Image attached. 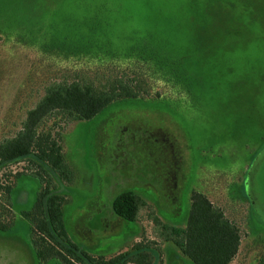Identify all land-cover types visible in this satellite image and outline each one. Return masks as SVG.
<instances>
[{"label":"rangeland","instance_id":"rangeland-1","mask_svg":"<svg viewBox=\"0 0 264 264\" xmlns=\"http://www.w3.org/2000/svg\"><path fill=\"white\" fill-rule=\"evenodd\" d=\"M138 56L148 61L139 64ZM99 63L108 67L102 79L76 70ZM124 73L138 76L140 97L61 133L70 177L54 176V193L69 238L105 257L155 241V264H193L161 242L160 231L185 227L196 192L239 229L231 264H257L264 255V0H0V140L20 129L48 84L78 74L102 88ZM40 189L35 176L15 179L0 264H58L37 262L28 246L21 213ZM123 191L144 203L136 222L112 211Z\"/></svg>","mask_w":264,"mask_h":264},{"label":"trees","instance_id":"trees-1","mask_svg":"<svg viewBox=\"0 0 264 264\" xmlns=\"http://www.w3.org/2000/svg\"><path fill=\"white\" fill-rule=\"evenodd\" d=\"M138 57L139 64L148 61ZM99 64L95 69L89 66L76 70L78 74L101 72L95 75L102 79L107 77L104 72L108 67ZM78 74L69 83L61 80L45 86L42 97L26 111L20 129L0 140V228L7 229L14 222L11 194L15 179L29 174L39 180L41 189L32 208L21 216L30 226L28 246L37 262L155 264L154 251L159 250L155 241L138 242L129 250L105 257L80 248L68 236L62 214L63 199L54 193L53 179L70 177L62 154L61 133L67 124L88 121L113 103L137 99L142 88L136 74L131 79L121 74L102 88ZM19 165L22 168L13 170ZM143 206V201L132 191L121 192L111 204L113 213L126 222H136ZM160 238L161 242L172 243L193 264H231L241 240L239 229L223 210L196 192L191 194L185 227L162 224ZM257 264H264V255Z\"/></svg>","mask_w":264,"mask_h":264},{"label":"water","instance_id":"water-1","mask_svg":"<svg viewBox=\"0 0 264 264\" xmlns=\"http://www.w3.org/2000/svg\"><path fill=\"white\" fill-rule=\"evenodd\" d=\"M250 190V189H249Z\"/></svg>","mask_w":264,"mask_h":264}]
</instances>
